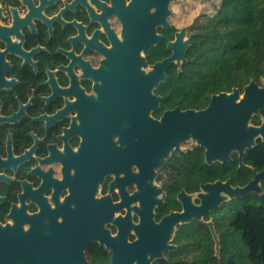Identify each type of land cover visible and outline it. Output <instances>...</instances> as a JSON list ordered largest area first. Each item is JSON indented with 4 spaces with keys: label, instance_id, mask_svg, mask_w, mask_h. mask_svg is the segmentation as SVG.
<instances>
[{
    "label": "flooded vegetation",
    "instance_id": "obj_1",
    "mask_svg": "<svg viewBox=\"0 0 264 264\" xmlns=\"http://www.w3.org/2000/svg\"><path fill=\"white\" fill-rule=\"evenodd\" d=\"M190 2L0 0V264H171L235 203L185 219L205 149L133 116L200 110L176 90Z\"/></svg>",
    "mask_w": 264,
    "mask_h": 264
},
{
    "label": "trees",
    "instance_id": "obj_2",
    "mask_svg": "<svg viewBox=\"0 0 264 264\" xmlns=\"http://www.w3.org/2000/svg\"><path fill=\"white\" fill-rule=\"evenodd\" d=\"M193 42L187 52L176 90L180 94L200 96L208 85L220 81L228 65L233 87L243 89L251 81L249 74L264 78V57L259 52L264 42V0H220L212 14L205 15L193 26ZM255 116L252 124L264 121ZM197 163L203 165L205 180H231L233 186H245L264 170V142L246 152L245 165L238 170V155L230 163L204 162L202 150ZM254 197V199H253ZM235 200L214 217V230L219 238V253L212 231L206 227L200 239L191 240L189 257L173 258L171 264H264V192ZM192 232V236H194ZM183 249L180 248V253Z\"/></svg>",
    "mask_w": 264,
    "mask_h": 264
},
{
    "label": "water",
    "instance_id": "obj_3",
    "mask_svg": "<svg viewBox=\"0 0 264 264\" xmlns=\"http://www.w3.org/2000/svg\"><path fill=\"white\" fill-rule=\"evenodd\" d=\"M183 33L178 35L175 43L174 60H186L185 51L191 44L189 39L181 44ZM168 61L158 66L159 73ZM264 107V86L256 81H251L243 88H234L232 92L214 94L208 106L204 109H187L185 111L176 107L167 111L160 120H153L144 110H137L133 116L142 126H154L155 138L163 142L168 149L178 148L181 143L193 139L199 146L205 149V158L208 165L214 163L232 162V154H238V170L249 168L244 163L246 152L257 146V141L264 142V121L257 126L252 124L255 116L261 117L260 110ZM264 180V170L258 172L245 186H233L231 181L217 180L207 183L204 192L200 194L201 205L192 203L187 207L190 215L185 219L199 220L202 216H208L217 212L229 201L241 200L251 194H263L261 182ZM184 215L175 216L173 220L179 221ZM194 218V219H193ZM216 242V251L219 253V238L215 233L212 222L207 223ZM168 246H165L167 248ZM169 246L168 249H173ZM161 255H159L160 257ZM147 261L146 264H149Z\"/></svg>",
    "mask_w": 264,
    "mask_h": 264
},
{
    "label": "rangeland",
    "instance_id": "obj_4",
    "mask_svg": "<svg viewBox=\"0 0 264 264\" xmlns=\"http://www.w3.org/2000/svg\"><path fill=\"white\" fill-rule=\"evenodd\" d=\"M220 0H191L190 2V16L188 23L191 25L192 29L193 26L198 22L201 21L205 15L212 14L215 10V6L219 4ZM259 52L264 57V42L261 44L259 48ZM251 81H256L258 79V74L255 71H251L249 74ZM260 86H264V78H261ZM250 81V82H251ZM246 86V85H245ZM244 86V87H245ZM243 87V88H244ZM236 88L233 87L232 75L230 73V66L228 65L225 67L221 74V79L219 82L215 84L208 85L205 88V91L200 96H189L184 99L182 104L184 107H194L197 109H204L208 106L211 97L214 94H219L222 92L230 93L232 90ZM240 89V88H239ZM243 91V89H241ZM176 104L179 103V99H176ZM261 186L264 190V180L261 182ZM256 196H260L259 194H254ZM254 199V197H253ZM245 199H241L240 201L243 202ZM239 201V200H238ZM217 235V234H216Z\"/></svg>",
    "mask_w": 264,
    "mask_h": 264
}]
</instances>
